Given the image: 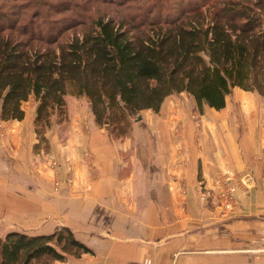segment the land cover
I'll return each instance as SVG.
<instances>
[{
    "label": "crops",
    "instance_id": "1",
    "mask_svg": "<svg viewBox=\"0 0 264 264\" xmlns=\"http://www.w3.org/2000/svg\"><path fill=\"white\" fill-rule=\"evenodd\" d=\"M233 90L194 119L191 107L168 111V95L122 139L87 104L47 131L50 167L33 150L34 114L0 118V235L65 225L92 249L55 264H264V96ZM227 168L254 182L236 190L233 212L215 215L214 181Z\"/></svg>",
    "mask_w": 264,
    "mask_h": 264
},
{
    "label": "trees",
    "instance_id": "2",
    "mask_svg": "<svg viewBox=\"0 0 264 264\" xmlns=\"http://www.w3.org/2000/svg\"><path fill=\"white\" fill-rule=\"evenodd\" d=\"M234 87L264 95V0H0V118L22 119L33 99L34 147L68 120L67 96L118 138L172 93L202 110L223 107ZM84 252L65 225L0 235V264Z\"/></svg>",
    "mask_w": 264,
    "mask_h": 264
},
{
    "label": "rangeland",
    "instance_id": "3",
    "mask_svg": "<svg viewBox=\"0 0 264 264\" xmlns=\"http://www.w3.org/2000/svg\"><path fill=\"white\" fill-rule=\"evenodd\" d=\"M233 89H234L233 91H240V89H242V88L235 87ZM167 100H168V104L167 103L166 104H167V107H168L167 108L168 111H171V107L180 108L181 110H183V109L186 110V109H188V108L191 107V111L189 113V116L187 115V117H190L191 119H194L195 118V116H194L195 115V111H199V110L196 109L197 107H196L195 101L193 100V98H191V96L187 92H184L183 91V92H178V93H172V94H170L168 96ZM67 102H68V105H69V110L67 112V117H70L71 120H72V113H74L79 108H83L87 104L89 105V102H87L86 99H84L82 97L76 98V97H73V96H67ZM24 107L26 109V112L29 113V115L30 114L33 115L34 114V110H35V101L33 99H30L29 101H26L25 104H24ZM146 111H150L151 112L150 113L151 115H154L156 113H159L158 111H154L152 109H145L143 111L141 110L137 115L132 116V119L130 120L131 129H132V124H134L135 122H141L143 120V117H146L147 116L146 115ZM139 115H141V118H139ZM179 117H181V115H179ZM184 117H186L185 114H184ZM55 120H56V118L54 119L53 124H51V126L46 130V133H47L48 130L53 129V126H55V125L57 126V124H59ZM96 125L99 126V127H103L102 125L100 126L97 123H96ZM176 128H178L177 124H176ZM129 129H128L127 133L124 136L118 137V138L113 137L111 135L110 131H109V133L112 136V138H114V139H122L124 137L132 136V134H131L132 132ZM108 130H109V128H108ZM32 131H33V135L36 138H38L37 133H36V131L34 129V126L32 128ZM3 133H4V127L1 125V120H0V135L1 136H4ZM46 133H45V135H46ZM40 149H44L46 152L50 153V148H49L48 141L47 142H41L40 144H37L36 147H34V145H33V150H34V153L37 154L40 158H42V161L46 162V165L49 166L50 163L47 162L48 159H46L45 156H44L46 153L43 150L40 151ZM88 152L89 153H87V157L89 159L88 158H86V159H87V161L90 164L91 163L93 164L94 156L92 155V152L91 151H88ZM49 161H51V163L53 164V161L51 159ZM34 185H36V184L34 183ZM51 185H52V183H51ZM235 195H236V193H235ZM25 198H26V200H27L28 203L31 202V200L28 197H25ZM7 213H8L7 215L10 217V219L6 220L5 223L6 224H13V225L16 226V223L19 222V220L17 218L20 219L21 218V215L18 214L17 211H15V209H9V211L7 210ZM214 213H215V215H221V214H218V213H222V211L216 210ZM28 216H30L29 212H28ZM26 223H27V221H26ZM56 262H58V261H56Z\"/></svg>",
    "mask_w": 264,
    "mask_h": 264
},
{
    "label": "built area",
    "instance_id": "4",
    "mask_svg": "<svg viewBox=\"0 0 264 264\" xmlns=\"http://www.w3.org/2000/svg\"><path fill=\"white\" fill-rule=\"evenodd\" d=\"M55 163V160H53ZM254 182V175L249 171H235L227 168L215 179L216 194L221 215L229 214L236 208V190L247 188Z\"/></svg>",
    "mask_w": 264,
    "mask_h": 264
}]
</instances>
